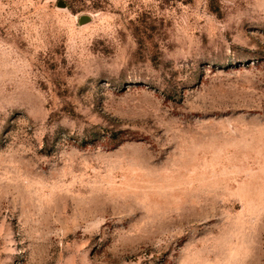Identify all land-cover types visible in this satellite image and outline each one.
Instances as JSON below:
<instances>
[{
	"label": "rangeland",
	"instance_id": "374dc122",
	"mask_svg": "<svg viewBox=\"0 0 264 264\" xmlns=\"http://www.w3.org/2000/svg\"><path fill=\"white\" fill-rule=\"evenodd\" d=\"M0 264H264V0H0Z\"/></svg>",
	"mask_w": 264,
	"mask_h": 264
},
{
	"label": "water",
	"instance_id": "95a60500",
	"mask_svg": "<svg viewBox=\"0 0 264 264\" xmlns=\"http://www.w3.org/2000/svg\"><path fill=\"white\" fill-rule=\"evenodd\" d=\"M86 20H87L86 18H83V19H82V23H85V22H86Z\"/></svg>",
	"mask_w": 264,
	"mask_h": 264
}]
</instances>
